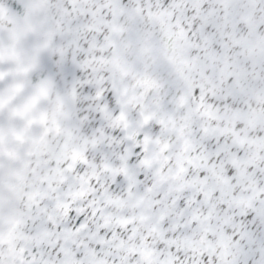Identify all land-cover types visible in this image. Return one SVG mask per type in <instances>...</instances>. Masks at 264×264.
<instances>
[{
  "label": "snow or ice",
  "instance_id": "snow-or-ice-1",
  "mask_svg": "<svg viewBox=\"0 0 264 264\" xmlns=\"http://www.w3.org/2000/svg\"><path fill=\"white\" fill-rule=\"evenodd\" d=\"M0 264H264V0H0Z\"/></svg>",
  "mask_w": 264,
  "mask_h": 264
}]
</instances>
